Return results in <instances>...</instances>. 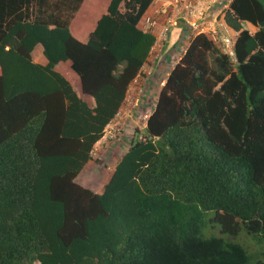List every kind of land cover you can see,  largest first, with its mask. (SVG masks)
<instances>
[{
	"label": "trees",
	"instance_id": "obj_1",
	"mask_svg": "<svg viewBox=\"0 0 264 264\" xmlns=\"http://www.w3.org/2000/svg\"><path fill=\"white\" fill-rule=\"evenodd\" d=\"M83 1L0 0V264H264L234 241L264 237V0L225 15L235 61L191 40L101 194L75 179L149 57L153 0H110L85 42Z\"/></svg>",
	"mask_w": 264,
	"mask_h": 264
},
{
	"label": "built area",
	"instance_id": "obj_2",
	"mask_svg": "<svg viewBox=\"0 0 264 264\" xmlns=\"http://www.w3.org/2000/svg\"><path fill=\"white\" fill-rule=\"evenodd\" d=\"M233 0H172L162 5L154 15H143L138 28L154 37L153 45L146 63L141 67L137 79L132 83L135 97L131 98L132 105L137 106L138 95L142 93V86L153 83L156 69L166 71V75L180 62L186 53L189 44L196 36H205L218 45L225 55L235 61V41L238 33L232 30L225 22V15L230 9ZM181 32L172 41L173 29ZM139 79L143 80L139 84ZM149 81V82H148ZM161 86L164 81H161ZM155 83V82H154ZM146 87V86H144ZM132 90V89H131ZM125 102L128 101L129 94ZM128 91V90H127ZM137 97V99H135ZM125 104V103H124ZM121 110V109H120ZM119 112L103 132V136L95 144L99 146L108 138H113L118 127L122 125V115ZM121 115V116H120ZM120 118L119 120L117 118ZM145 126V123H144ZM93 152V150H92ZM91 152V154H92Z\"/></svg>",
	"mask_w": 264,
	"mask_h": 264
},
{
	"label": "rangeland",
	"instance_id": "obj_3",
	"mask_svg": "<svg viewBox=\"0 0 264 264\" xmlns=\"http://www.w3.org/2000/svg\"><path fill=\"white\" fill-rule=\"evenodd\" d=\"M108 1L109 0H100L98 7L94 6L93 13H89L87 25L82 26V19L85 15L87 9L86 7H88L91 2V0H85L80 11L76 14V17L70 25V30L76 39L77 34H85L89 29L90 30L88 32H90L94 28V23L96 22L98 17L101 16V13H103L102 9L104 6L106 7ZM91 21L93 22L92 27L90 24H88ZM89 25L91 28H89ZM248 29L252 30L251 27ZM180 32L181 31L179 29H173L171 42H173L177 38ZM79 38L87 39L86 37L82 38L80 36ZM32 57L34 61H38L43 58L40 46H37L35 48ZM55 70L61 73L67 80H69L76 92L81 94L79 78L70 68L69 62L59 63L55 67ZM165 73V69H156L153 75L155 83H152L150 80L151 85L144 84L141 87L143 91L142 93H140V95H138L137 106L132 105L133 102L131 101L133 100L131 98L134 97H132V93L129 94L128 101L125 102L120 110V113L122 115V118L120 120L122 125H118L120 130L116 132L113 138H108L106 141L102 142L101 145L94 146L93 152L91 154V161L83 169L80 176L75 179V182L95 192L103 188L104 183L107 181L110 174L114 170L115 164L127 150V147L129 146L131 139L136 131L139 132L138 137L142 136L140 131L144 128V123L155 107L158 93L160 91V88L162 87L161 81H165L167 77ZM135 99H137V97ZM117 119L119 120L120 118L118 117ZM203 234L206 237L220 236L218 227L212 228L210 227V225H208V227L203 230ZM234 241L244 247L249 255H251L252 257H256L257 260L264 263V237L262 235L251 236L248 235L244 230H241L238 235L235 236Z\"/></svg>",
	"mask_w": 264,
	"mask_h": 264
},
{
	"label": "crops",
	"instance_id": "obj_4",
	"mask_svg": "<svg viewBox=\"0 0 264 264\" xmlns=\"http://www.w3.org/2000/svg\"><path fill=\"white\" fill-rule=\"evenodd\" d=\"M99 1L100 0H91V2H90V4L88 5V7H86L87 9H86V12H85V15H84V17H83V19H82V26L83 25H87V19H88V16H89V13H93V11H94V6H97L98 7V5H99ZM169 1H172V0H153V2H152V4L148 7V9H147V11L145 12V14L144 15H148V14H151V15H154L155 14V11L158 9V8H160L162 5H164V4H166L167 2H169ZM84 2H85V0L83 1V3L81 4V7L83 6V4H84ZM109 2H110V0L108 1V3H107V5H106V7L104 6L103 7V9H102V12L103 13H101V15L102 14H104L105 12H106V9H107V6H108V4H109ZM103 5V4H102ZM81 7H80V9H81ZM106 8V9H105ZM80 9H79V11H80ZM98 9V8H97ZM78 11V12H79ZM77 12V13H78ZM96 16V15H95ZM100 17H98V19H99ZM97 19V20H98ZM96 20V21H97ZM92 21L90 22V23H88V24H90L91 25V27H92ZM95 24H96V22L94 23V26H95ZM90 25H89V28H91L90 27ZM252 28V30L254 31V28L251 26V25H249V24H247L246 25V28ZM90 30V29H89ZM88 30V31H89ZM86 32L85 34H81V35H79V34H77V39L78 40H80V41H82V42H85L87 39H80L79 38V36L80 37H86L87 38V36H88V34H89V32ZM148 60V59H147ZM37 63H40V64H45L46 63V61H45V59H44V57L41 59V60H38V61H36ZM137 79V78H136ZM135 79V80H136ZM134 80V81H135ZM134 81L132 82V83H134ZM131 83V85L129 86V88H128V91H127V96H128V92L131 90L132 91V97H135V92H134V90H133V87H132V84ZM143 83V80H140L139 79V84H142ZM127 96H126V98H127ZM88 103H91V99H89V98H86L85 99ZM157 100V99H156ZM122 108V107H121ZM104 186V185H103ZM102 190H103V188H101L100 190H98V191H96V193H98V194H101L102 193Z\"/></svg>",
	"mask_w": 264,
	"mask_h": 264
}]
</instances>
